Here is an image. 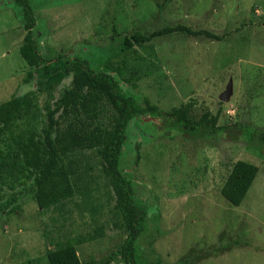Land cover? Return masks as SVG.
Segmentation results:
<instances>
[{
	"label": "rangeland",
	"instance_id": "rangeland-1",
	"mask_svg": "<svg viewBox=\"0 0 264 264\" xmlns=\"http://www.w3.org/2000/svg\"><path fill=\"white\" fill-rule=\"evenodd\" d=\"M28 2L43 58L60 53L85 58L93 68L110 71L139 103L147 98L170 110L192 102L191 119L218 113V126L249 121L264 129V0ZM22 14L12 0H0V103L25 94L33 99L31 111L0 132V264H48L47 252L65 244H73L82 261L125 264L118 251L128 231L95 150L68 155L72 196L45 208L35 201L22 145L31 133L42 135L47 109L71 77L50 93L24 81ZM177 24L222 38L174 33L122 47L123 37L134 31L149 35ZM229 84L231 93L221 100ZM206 142L148 115L128 125L120 169L147 212L136 243L140 261L264 264V144ZM237 160L253 163L258 172L234 206L220 189Z\"/></svg>",
	"mask_w": 264,
	"mask_h": 264
},
{
	"label": "trees",
	"instance_id": "trees-1",
	"mask_svg": "<svg viewBox=\"0 0 264 264\" xmlns=\"http://www.w3.org/2000/svg\"><path fill=\"white\" fill-rule=\"evenodd\" d=\"M22 7L23 28L26 31L19 53L28 66L25 82L34 81L38 88L52 92L65 78L70 85L63 89L54 107H48L46 126L42 135L31 133L22 145L23 164L33 175L34 198L39 207H48L63 198L72 196L74 174L68 155L75 150L93 149L100 158L102 172L115 196V208L120 213L127 236L118 251L125 264H160L142 262L136 253V243L144 230L147 212L135 198L133 183L121 169L122 150L128 139V125L141 116L161 119L167 128L188 133L195 139L207 140L214 145L228 142H261L264 129L249 121L218 126L219 114L204 113L191 119L192 102H186L170 110L160 109L147 98L139 103L127 94L110 71L95 69L79 56L60 53L53 59H45L33 36L36 19L28 0H12ZM184 33L190 37L219 40L222 37L206 29H192L183 24L164 26L145 35L134 31L124 36L122 47L143 44L154 37ZM33 99L25 94L0 103V132L14 121L28 114ZM235 129L227 131L228 129ZM238 132V133H237ZM229 133V135H228ZM135 164L138 163L139 145L135 146ZM258 172V167L245 160L235 161L220 189L223 198L231 205L242 203ZM48 264H105L79 259L73 244L59 245L47 252ZM125 260L127 262H125Z\"/></svg>",
	"mask_w": 264,
	"mask_h": 264
},
{
	"label": "water",
	"instance_id": "water-1",
	"mask_svg": "<svg viewBox=\"0 0 264 264\" xmlns=\"http://www.w3.org/2000/svg\"><path fill=\"white\" fill-rule=\"evenodd\" d=\"M230 93H231V85L229 84L228 87H227V89L223 93H221L219 95V98L221 100H227L228 99V96L230 95ZM125 262H127V261L125 260Z\"/></svg>",
	"mask_w": 264,
	"mask_h": 264
}]
</instances>
